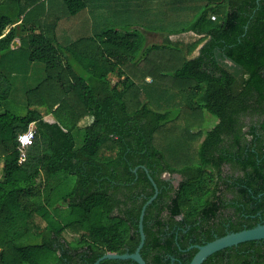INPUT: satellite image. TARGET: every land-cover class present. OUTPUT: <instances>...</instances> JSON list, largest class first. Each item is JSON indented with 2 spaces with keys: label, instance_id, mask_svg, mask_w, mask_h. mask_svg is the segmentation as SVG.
I'll return each mask as SVG.
<instances>
[{
  "label": "trees",
  "instance_id": "16d2710c",
  "mask_svg": "<svg viewBox=\"0 0 264 264\" xmlns=\"http://www.w3.org/2000/svg\"><path fill=\"white\" fill-rule=\"evenodd\" d=\"M185 33L200 38L170 40ZM17 39L46 75L11 110L0 66V264L134 253L149 176L147 264H190L195 246L263 222L264 0H0V61ZM206 113L215 126L192 132ZM204 264H264V240Z\"/></svg>",
  "mask_w": 264,
  "mask_h": 264
},
{
  "label": "rangeland",
  "instance_id": "374dc122",
  "mask_svg": "<svg viewBox=\"0 0 264 264\" xmlns=\"http://www.w3.org/2000/svg\"><path fill=\"white\" fill-rule=\"evenodd\" d=\"M147 35V41L149 44L153 43H163L166 38L168 37L167 34H146ZM199 37L196 36L193 33H185V34H180V35H172L170 36V40L172 43L177 44V43H192L196 40H198ZM21 43L20 40H17V44L14 47L13 50L14 52L10 53L7 57L2 58L0 61V66L3 69V72L5 75H7L9 78L11 76V81L14 83L16 91L14 93V100L15 103H12V109H17V106L19 103H22L24 99V86L27 87H35L43 78H45V66L40 63H31L27 62L26 63V54L28 53V47L27 45H24V47L20 48ZM198 51H195L192 56L189 58H195L198 55ZM112 80H115L114 77L111 78ZM26 82L24 83V81ZM148 81L151 82V79L149 78ZM45 121L47 122H53L54 120L51 117H45ZM217 123V119L209 114H205V119L203 123L198 124L195 126V128H192V132L195 131H203L206 132L209 129L213 128L215 124ZM197 141H195L193 144L195 147L197 146ZM80 146V143L78 141V145ZM177 176V175H176ZM171 176L165 175V178L168 179ZM179 178V176H177Z\"/></svg>",
  "mask_w": 264,
  "mask_h": 264
},
{
  "label": "water",
  "instance_id": "95a60500",
  "mask_svg": "<svg viewBox=\"0 0 264 264\" xmlns=\"http://www.w3.org/2000/svg\"><path fill=\"white\" fill-rule=\"evenodd\" d=\"M16 44H17V41H14L12 47L14 48ZM146 172L149 173L148 170H146ZM179 178L181 179L180 176ZM149 179L155 188V194L143 206V209L140 215V220H139L141 240H140V243L136 251L132 254H124V255H120L116 253H108L104 255L103 257L99 258L94 264H100L101 262L105 260H122V261L131 260L135 262L136 264H147V262L144 260V258L141 255V250L144 247L145 240H146V236L144 232V218H145L147 207L150 204H152L159 195V189H158L157 184L154 182L151 176H149ZM262 240H264V217H263V222L254 228L246 229L240 232H231L223 237L216 238L215 240L209 243H206L202 246H196V249L198 251L193 257V259L191 260L190 264H204L205 261L209 257L213 256L214 254L222 250L236 247L240 244L253 242V241H262Z\"/></svg>",
  "mask_w": 264,
  "mask_h": 264
},
{
  "label": "built area",
  "instance_id": "2783aa9c",
  "mask_svg": "<svg viewBox=\"0 0 264 264\" xmlns=\"http://www.w3.org/2000/svg\"><path fill=\"white\" fill-rule=\"evenodd\" d=\"M37 135L36 126L32 123L28 130L18 137L19 163L22 164L27 159V150L34 144Z\"/></svg>",
  "mask_w": 264,
  "mask_h": 264
},
{
  "label": "flooded vegetation",
  "instance_id": "af4514ba",
  "mask_svg": "<svg viewBox=\"0 0 264 264\" xmlns=\"http://www.w3.org/2000/svg\"><path fill=\"white\" fill-rule=\"evenodd\" d=\"M199 37V36H198ZM200 38V37H199ZM202 46H203V44L198 48L199 49V51H198V55H199V52H200V49L202 48ZM197 49V50H198ZM196 50V51H197ZM197 55V56H198ZM256 120L257 119H255V122H256ZM243 121L245 122V124L246 125H251V118L248 116V117H243ZM249 129H248V127H245V129H244V132H247ZM165 175H168V176H171L170 178H168V179H166L165 178ZM177 176H179V175H177ZM177 176H176V174L175 175H170L169 173H165V174H163V176H162V179H164L165 181H167V182H169L174 188H178V186H179V184H180V182H181V179L180 178H177ZM168 187H170V186H168ZM225 213H236V212H234L233 210L232 211H227V212H225ZM196 247V246H195Z\"/></svg>",
  "mask_w": 264,
  "mask_h": 264
},
{
  "label": "crops",
  "instance_id": "0c3cea01",
  "mask_svg": "<svg viewBox=\"0 0 264 264\" xmlns=\"http://www.w3.org/2000/svg\"><path fill=\"white\" fill-rule=\"evenodd\" d=\"M146 34H150V35H151V34H157V33H148V32H146V33H145V36H146V39H147V35H146ZM174 36H176V35H174ZM177 36H178V35H177ZM17 40H18V39H17ZM17 40H16V41H17ZM19 40H20V39H19ZM20 43H21V41H20ZM147 44H149L148 41H147ZM187 44H188V43H187ZM13 49H14V48H13ZM15 50H17V49H15ZM15 50H14V51H15ZM47 117H51V118L54 120L53 122H50V123H55V122H56V119H55L53 116H47Z\"/></svg>",
  "mask_w": 264,
  "mask_h": 264
}]
</instances>
